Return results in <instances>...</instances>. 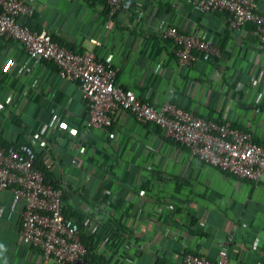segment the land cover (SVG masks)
<instances>
[{
	"label": "crops",
	"instance_id": "1",
	"mask_svg": "<svg viewBox=\"0 0 264 264\" xmlns=\"http://www.w3.org/2000/svg\"><path fill=\"white\" fill-rule=\"evenodd\" d=\"M256 6L264 13V0ZM128 11L106 27L105 0H36L21 20L113 62L118 80L140 97L229 120L264 145V49L252 26L233 29L223 12L191 0H129ZM161 20L222 35L221 55L180 66L171 42L159 38ZM87 115L82 90L53 62L34 65L19 43L0 38L1 142L32 139L41 163L54 162L50 172L67 186L63 207L84 215L95 260L175 264L189 247L214 258L227 250L229 264H264V174L252 182L224 172L128 112L115 115L113 139L88 129ZM13 199L10 190L0 195L7 209ZM22 209L19 200L11 216H0V264H63L21 242Z\"/></svg>",
	"mask_w": 264,
	"mask_h": 264
},
{
	"label": "built area",
	"instance_id": "2",
	"mask_svg": "<svg viewBox=\"0 0 264 264\" xmlns=\"http://www.w3.org/2000/svg\"><path fill=\"white\" fill-rule=\"evenodd\" d=\"M105 1L106 27L119 11L129 13V0ZM191 1L201 11L223 12L233 29L252 26L258 46L264 49V13L257 8L256 0ZM35 4L36 0H0V38L19 43L34 65L53 62L62 78L80 87L88 113V129H101L113 139L116 136L114 117L119 111H125L136 120L155 125L166 137L185 145L205 163L252 182L261 179L264 145L255 140L251 131L236 127L229 120L200 115L170 99L160 104L140 97L118 80V69L113 62L104 60L91 49L78 51L60 43L47 28L23 23L21 18L32 14ZM157 29L161 41L171 42L180 66H192L201 54L211 58L221 55L222 35L202 37L197 30L186 31L166 20H161ZM31 140L5 144L0 135V195L7 190L14 194L8 209L0 200V216L6 213L11 216L18 201L23 200L19 233L24 245L40 248L46 262L100 264L88 257L79 222L64 214L66 184L47 181V171L54 170V162L46 159L38 165ZM163 253L170 256L166 250ZM150 264L158 263L153 260ZM175 264H229V256L227 250L214 258L186 247Z\"/></svg>",
	"mask_w": 264,
	"mask_h": 264
},
{
	"label": "trees",
	"instance_id": "3",
	"mask_svg": "<svg viewBox=\"0 0 264 264\" xmlns=\"http://www.w3.org/2000/svg\"><path fill=\"white\" fill-rule=\"evenodd\" d=\"M55 38V37H54ZM56 40H58L57 38H55ZM60 43L62 44H65L63 41L61 40H58ZM69 47V46H68ZM71 48V47H70ZM73 49V48H72ZM22 140H19L18 142H20ZM3 143L5 144H13L14 142H4L2 141ZM36 163L38 165H42L41 163V158L39 156H37V160H36ZM47 181H52V182H55V183H58L59 181L54 177V175L50 172V171H47ZM66 197V192L64 193L63 195V200L65 199ZM64 214L67 216V217H72L74 215L78 216V222L80 224V230H81V236H82V240L84 242V244L86 245L87 249H88V257L92 258V259H97V257L93 254V235H91L88 231H87V224L84 222V215H82L81 213L77 212V211H67L64 207ZM102 260V257H99L98 258V261H101ZM157 263L158 264H169L168 261H164L162 258H158L157 259Z\"/></svg>",
	"mask_w": 264,
	"mask_h": 264
}]
</instances>
